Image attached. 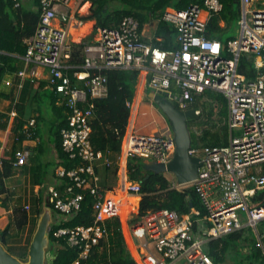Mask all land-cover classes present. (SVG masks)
Instances as JSON below:
<instances>
[{
    "label": "built area",
    "instance_id": "2783aa9c",
    "mask_svg": "<svg viewBox=\"0 0 264 264\" xmlns=\"http://www.w3.org/2000/svg\"><path fill=\"white\" fill-rule=\"evenodd\" d=\"M73 1L80 6L87 2L41 0L40 21L27 43L25 60L28 65L47 69V88L58 96L60 105L70 109L69 126L61 132L62 146L78 163L71 170L58 169V178L69 180L63 193L56 186L46 192L44 205L49 206V199L61 213L54 218L52 227L75 216L86 193L94 201L92 225L60 227L53 233L56 238L67 239L69 246L80 249L74 264H87L94 248L109 235L105 222L113 219L120 221L125 242L124 226L129 227L130 240L136 242L137 264H215L205 245L247 228L256 233V246L264 254V230L258 227L264 222V203L260 199V193H264V0H240L238 34L226 45L207 36L210 19L223 9L220 0H204L203 6L191 5L184 10L168 8L162 20L177 30L176 46L170 50L146 43L139 22L131 16L124 17L115 28L97 27L95 40L84 47L83 70L74 72L80 85H73L65 72L71 58L72 23L70 15L60 16L59 10L61 5L69 7ZM58 20H62L63 26H57ZM243 56L252 65L253 77L240 71ZM120 69L146 73L148 88L173 103L180 101L185 109L195 96L207 91L226 97L229 144L191 148L190 154L202 162L198 177L189 184L181 185L174 180L170 185L171 190L177 191L192 188L205 209L203 217L194 207L187 214L166 208L149 209L138 221L128 224L139 216L144 192L140 182L131 180L127 171L120 170L121 161L128 163L138 158L145 163L168 164L176 152L173 137L138 135L127 128L119 157L118 186L101 185L99 162L105 159V166L114 164L102 152L95 151L91 143L93 100L107 97L106 73ZM18 76L22 89L26 78L36 81L40 74L22 70ZM13 106L3 119L7 131L16 128L18 111L16 104ZM128 106L132 108L131 103ZM196 113L200 114V110ZM35 124L32 117L24 125L25 140H31ZM16 140L19 141L17 137ZM10 152L0 139V172L8 161L14 171H20L28 163L29 152L24 147L13 156Z\"/></svg>",
    "mask_w": 264,
    "mask_h": 264
},
{
    "label": "trees",
    "instance_id": "16d2710c",
    "mask_svg": "<svg viewBox=\"0 0 264 264\" xmlns=\"http://www.w3.org/2000/svg\"><path fill=\"white\" fill-rule=\"evenodd\" d=\"M92 3L90 14L83 17L84 20H95L97 27L115 28L126 16H131L139 22L140 30L153 20H158L157 37L172 39L177 37L176 28L162 20L164 12L168 8L184 10L191 5H204V0H89ZM222 11L212 16L208 25L207 36L210 39H219L223 44L236 37L239 27L241 4L240 0H220ZM17 2L19 6H17ZM41 0H32V6L26 8L21 0H0V86L3 85L6 72L11 76L24 66V58L27 53L25 40L34 36L37 25L40 21ZM221 22L225 25L221 26ZM229 32V35L227 34ZM227 35V36H226ZM89 41L73 43L71 58L68 61L69 67L65 72L71 78L73 85H80L74 78V72L83 70L84 47ZM159 42H156L158 45ZM163 47V46H162ZM164 48V47H163ZM26 63V62H25ZM240 71L254 76L252 65L243 56ZM108 78V95L106 98L93 100L95 104V118L92 122L93 132L91 143L97 152H102L108 160H114L121 153L122 140L127 131L132 103L139 71L136 69L110 70L106 73ZM44 87V86H42ZM175 90V89H174ZM43 95L40 91L35 94L36 124L31 130V140L37 141L36 154L32 155L34 166L31 168L33 178V195L36 196L37 216L34 229L40 214L43 211L48 185L53 183L60 192H64L67 178L59 179L57 171L59 168L71 170L75 164L69 154L62 146L63 129L69 126L68 116L70 109L65 105H58V96L53 91ZM141 95V93H140ZM10 96L15 97L12 93ZM7 97V95H6ZM1 99V95H0ZM174 104L179 109H185L178 100ZM21 117L24 116L25 105H16ZM189 109L200 110V118L188 122L191 130V123L201 128V135L193 133L192 148L199 147H222L229 144L231 133L228 126V102L226 97L218 92L207 91L202 95L195 96L194 102L188 106ZM187 109V108H186ZM20 116L17 118L16 128L13 129L14 144L11 155L22 149V142L26 139L23 127L26 121ZM4 116H0V129L6 128ZM48 129V139L45 137L43 126ZM16 137L19 141H15ZM52 145L55 151V158L48 161L49 146ZM46 158L42 163L41 158ZM110 158V159H109ZM117 163L113 161V164ZM26 165L20 170L25 169ZM108 167V166H107ZM112 166H109L110 168ZM114 174H117L118 166L114 167ZM129 178L141 183L144 196L140 202L139 216L133 221H138L149 209L166 208L175 210L179 214H187L194 207L205 215V209L192 188L183 191L171 190V181L166 174H154L146 170V163L142 159L132 158L128 162ZM14 174L13 165L10 161L5 163L3 172H0V196L6 195L2 200V206L9 209L13 206V214L0 235L4 238V245L8 249V242L11 238H18L29 226V211L19 198L13 204L14 199L9 195L5 181ZM261 203H264V193H260ZM48 205L52 209L53 217L57 218L61 213L55 209L48 199ZM93 197L85 194L79 212L72 216L68 222L61 225H54L50 232V245L53 246L55 257L52 264H74L79 259L80 249L71 247L65 238H56L53 233L60 227L89 226L94 223ZM105 226L109 235L106 240L94 248L87 264H137L129 252L124 235L120 229L118 219L107 220ZM247 229L232 233L220 239L212 240L205 245L206 253L212 258L215 264H264V254L256 246V238ZM35 232V230H33ZM33 232V234H34ZM33 237V236H32ZM32 238L28 241L29 248ZM9 250V249H8ZM28 250L23 252V261L27 260ZM10 251V250H9ZM11 252V251H10ZM238 259L235 260L234 256ZM234 259V260H233ZM83 264V263H81Z\"/></svg>",
    "mask_w": 264,
    "mask_h": 264
},
{
    "label": "crops",
    "instance_id": "0c3cea01",
    "mask_svg": "<svg viewBox=\"0 0 264 264\" xmlns=\"http://www.w3.org/2000/svg\"><path fill=\"white\" fill-rule=\"evenodd\" d=\"M22 5L25 6V4H29V6H32V0H21ZM92 3L87 0V2L80 6V4L76 1L71 2L69 7H66L64 5H61L59 7L60 10V16L69 14L70 15V22L72 23V26L70 29V37H69V44L72 47L73 43H81L83 41H89L93 42L96 37V21L95 20H89L86 21L83 19V17H86L90 14ZM28 7V8H30ZM81 8V9H80ZM158 20H153L149 24H147L143 30H141L143 40L153 46L160 47L164 50H170L173 49L176 46V38H170V39H164L163 37H157V31H158ZM225 23L221 22V26H224ZM57 26H63L62 20H58ZM33 37V36H32ZM31 37V38H32ZM31 38H28L25 40V43L27 44ZM156 42H159L158 45ZM164 48H163V47ZM72 49V48H71ZM25 62V58L23 59ZM24 62L23 68L20 70H26L28 74L31 73H39L40 77L33 81L31 78H26L23 81V87L22 89H19V84L21 82L20 77L18 74L14 73L12 76L8 72H6L5 79L3 85L0 86V115L3 117H6L14 108L13 104L16 105H25V112L24 116L21 117L18 112V117L24 119L26 123L29 121L30 118L36 117L38 115L36 111V103H35V94L37 92L43 93L44 96L47 94L49 89L47 88V74L48 71L46 68L40 66V65H34V64H26ZM19 71V72H20ZM9 85H8V84ZM44 86V87H42ZM51 91V90H50ZM152 92L150 88L146 85V73H140L138 76V80L136 83L135 93H134V99L132 101V108H131V115L129 118V124H128V130H133L138 135H164L166 137H173V133L170 130V127L167 125V120L164 116H162L156 106V104L151 101L148 97L149 93ZM14 93L15 97L10 96V94ZM141 93V95H140ZM7 95V97H6ZM57 95H55L56 97ZM59 100V99H58ZM57 104L60 105L58 103ZM143 109V110H142ZM142 110V112H141ZM140 114L143 116H147L144 123H146V120L151 121L150 124L146 123V127L143 125H139L140 120ZM25 123V124H26ZM48 134L45 132V137L48 139ZM13 137V131H7L5 129H0V139L4 141L9 148L12 149V146L14 144ZM37 141L35 140H24L22 142V147L28 150L29 152V158L28 163L26 164L25 169L14 171V174L12 177L8 178L5 181L6 188L8 189L9 195L13 194L11 197L14 199L13 204L21 198L22 202L25 204V198L23 199V196H26L28 193V187L30 188L32 195H33V178H32V172L31 168L34 166L33 159H31L32 155L36 154V148H37ZM50 151L48 153V161L55 158V151L52 145L49 146ZM120 154L114 158V160H111V162H116L112 167L108 168L104 165L105 159H102L99 162L98 165V174L101 178V185L105 188H116L119 183L118 174H114V167L115 165L119 166L120 163ZM107 158V157H106ZM110 159V158H109ZM47 160L46 158L42 157L41 161L42 163H45ZM113 169V170H112ZM120 170L127 171L128 174V163L121 161ZM27 171L31 172V175L27 173ZM118 172V171H117ZM169 177V176H168ZM17 178L18 183L16 184V188L13 187V183H10V179ZM117 182L116 187H111L113 182ZM170 179V177H169ZM171 181V179H170ZM51 186H55L53 183H50L48 185V188ZM13 189V190H12ZM21 191V192H20ZM19 192V194H17ZM6 195L0 196V222H6L10 220V217L13 214V206L9 209H6L2 206V200L5 198ZM134 223L133 221H129V225H132ZM6 225L0 226V230H4ZM125 229V238H126V245L131 253V256L134 260H136L135 256V246L136 242L131 241L130 239V229L128 226H124Z\"/></svg>",
    "mask_w": 264,
    "mask_h": 264
},
{
    "label": "water",
    "instance_id": "95a60500",
    "mask_svg": "<svg viewBox=\"0 0 264 264\" xmlns=\"http://www.w3.org/2000/svg\"><path fill=\"white\" fill-rule=\"evenodd\" d=\"M148 97L170 120L176 152L168 164L148 162L146 163V170L154 174L172 173L179 184H189L198 177L202 162L199 157L190 154L192 135L188 122L198 120L200 116L196 113V109H179L168 98L153 91L149 93ZM53 222L51 207L44 205L25 261L13 255L5 247L4 238L0 235V264H48L47 253L54 250L53 246L50 245V232Z\"/></svg>",
    "mask_w": 264,
    "mask_h": 264
},
{
    "label": "rangeland",
    "instance_id": "374dc122",
    "mask_svg": "<svg viewBox=\"0 0 264 264\" xmlns=\"http://www.w3.org/2000/svg\"><path fill=\"white\" fill-rule=\"evenodd\" d=\"M25 7L28 8L30 7L29 4H25ZM238 30H239V27H238ZM238 30H237V33H236V36L238 34ZM229 35V32L227 33ZM227 36V35H226ZM71 45V44H70ZM152 91V90H151ZM157 106V105H156ZM160 114L162 116H164L166 118V122H167V125L170 127V130L172 131V128H171V125H170V120L166 117V115L161 111V109L157 106ZM143 110V109H142ZM141 110V112H142ZM147 117V116H146ZM145 116H143L142 114H140V120H139V125H143L144 124V127H146V123L147 124H150L151 121L149 120H146V123H144L145 119H146ZM43 131L44 133H48V129L45 127V125L43 126ZM191 131L193 133H198V135L200 136L201 135V128L196 125L195 126V123H191ZM173 133V132H172ZM201 148V147H200ZM113 170V169H112ZM28 174L31 175V172L30 171H27ZM166 176L170 177L171 181H174L176 180L175 176L172 174V173H168L166 174ZM168 177V178H169ZM177 181V180H176ZM10 183H13V187L16 186L15 183H18V179L17 178H12L10 179L9 181ZM117 185V182H116V179L115 181L113 182L112 186L111 187H116ZM33 186V185H32ZM16 188V187H15ZM13 190V189H12ZM21 192V191H20ZM19 194V192L17 193ZM25 198V201L26 203L25 204H29V206L31 207L30 211H29V218H30V224L29 226L23 231V233L20 235V237H18L17 239L16 238H11L8 242V249L11 251V253L19 258H22V254L23 252L26 253V250L29 249L27 248L28 246V241L29 239L32 238L33 236V230H36L34 229V225H35V222H36V216H37V207H36V196L35 195H32V192L30 190V188L28 187V193L26 194V196H23V199ZM4 199V198H3ZM136 217H134L132 219V221L135 219ZM64 218H61V220H63ZM9 221L6 220V222H0V226H3V225H6L8 224ZM60 223V222H59ZM5 226V227H6ZM259 229L260 230H264V222L261 223L259 226ZM247 233H251V230L250 228H247ZM35 233V232H34ZM252 237L256 238V233L252 230ZM54 257H55V251H48L47 253V261H48V264H52L53 260H54ZM234 259L237 260L238 259V256L235 255L234 256ZM233 259V260H234Z\"/></svg>",
    "mask_w": 264,
    "mask_h": 264
},
{
    "label": "clouds",
    "instance_id": "9594fccd",
    "mask_svg": "<svg viewBox=\"0 0 264 264\" xmlns=\"http://www.w3.org/2000/svg\"><path fill=\"white\" fill-rule=\"evenodd\" d=\"M240 4H241V2H240Z\"/></svg>",
    "mask_w": 264,
    "mask_h": 264
}]
</instances>
